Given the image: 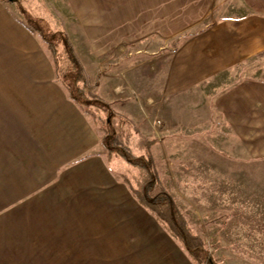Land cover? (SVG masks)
<instances>
[{"label":"crops","instance_id":"1","mask_svg":"<svg viewBox=\"0 0 264 264\" xmlns=\"http://www.w3.org/2000/svg\"><path fill=\"white\" fill-rule=\"evenodd\" d=\"M63 1L90 78L95 60L122 47L189 35L151 82L93 78L115 112L155 139L154 161L171 159L176 135L191 140L194 127L232 141L234 156L264 157V0L212 21L215 0ZM20 21L0 0V264H195L133 196L100 131L56 81L46 44ZM228 75L193 110L198 92Z\"/></svg>","mask_w":264,"mask_h":264},{"label":"rangeland","instance_id":"2","mask_svg":"<svg viewBox=\"0 0 264 264\" xmlns=\"http://www.w3.org/2000/svg\"><path fill=\"white\" fill-rule=\"evenodd\" d=\"M3 1L8 4L11 12L24 22H38L42 27L49 26L52 30L61 28L67 30L73 23L72 15L65 9L63 0ZM245 12L241 0H215L214 11L209 21L238 17ZM177 37L183 39L180 35ZM175 39L164 42L152 38L143 44L122 47L119 52L109 55L102 61L95 60L92 65L93 72L87 65L88 72H92L89 79L93 83L94 77L101 79L102 74H108L114 76L112 79L116 80L119 86L125 87L126 84L123 82H127L128 76L141 85V78L144 76L132 75L143 73L151 82L156 76L161 77L164 73L170 54L180 44V41L177 42ZM77 47L79 48V45ZM75 50L77 54L79 53L78 56L84 66L83 62L86 61L82 59L83 52L80 49H78L80 52ZM138 50L140 52H136ZM255 63L258 64V68L262 66L261 62ZM153 72L156 76L155 73L152 74ZM245 74L250 73L246 70L241 75ZM235 78L225 76L219 84L210 85L209 88L212 89L207 93L198 92L199 103H193V110L207 104L216 93L215 90L226 87ZM95 92L99 95V92L96 90ZM152 94L156 96L154 92ZM90 107L98 112V107L94 105ZM117 114L110 126L112 136L117 135L134 156L145 155L148 148L145 147L144 141L149 139L141 136L138 125L128 116ZM99 115L103 119L106 117L101 110ZM197 129L194 127L191 140L188 138L180 140L185 135L183 132L176 135L179 139L172 141L171 144H176L177 148H167V151L172 149L171 152L174 154L167 160L157 156V162L154 161L150 147L155 139H150L153 142L147 151L152 156L154 169L182 213L189 230L202 240L203 249L211 257L206 264H264V157L250 160L251 158L247 156H234L229 150L232 149L230 147L232 141L219 140L215 138V134L197 132ZM100 136L102 148L110 164L122 174V178L126 177L130 181L140 180L141 170L117 153L108 156V150L102 143L101 132ZM200 256H204L203 252ZM194 263L196 264L195 261Z\"/></svg>","mask_w":264,"mask_h":264},{"label":"trees","instance_id":"3","mask_svg":"<svg viewBox=\"0 0 264 264\" xmlns=\"http://www.w3.org/2000/svg\"><path fill=\"white\" fill-rule=\"evenodd\" d=\"M20 22L28 30L37 34L46 44L52 58L56 81L65 87L68 97L91 118L93 124L102 133V143L108 150V156L117 153L131 165L141 170L139 173L140 180L130 181L123 177L133 196L143 207L152 212L156 220L172 238L177 239L183 245L196 264H206L211 257L203 249L202 240L189 230L182 213L154 169L152 156L147 151L153 141L145 139L144 145L148 149H146L145 155L136 157L122 144L117 135L112 136L110 126L113 118L118 114L111 109L107 101L95 92L98 81L93 83L90 81L65 29L52 30L49 26L42 27L38 22L30 23L22 20ZM188 37L189 35L184 36L183 39L177 37L175 40L181 43ZM91 105L98 107V112L92 110ZM100 110L105 113V119L99 115ZM201 252H203V257L200 256Z\"/></svg>","mask_w":264,"mask_h":264}]
</instances>
